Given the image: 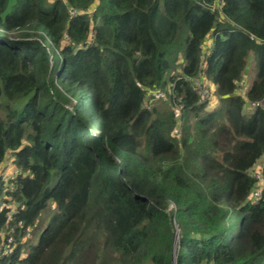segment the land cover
<instances>
[{"label": "trees", "instance_id": "16d2710c", "mask_svg": "<svg viewBox=\"0 0 264 264\" xmlns=\"http://www.w3.org/2000/svg\"><path fill=\"white\" fill-rule=\"evenodd\" d=\"M263 98L264 0H0V264H264Z\"/></svg>", "mask_w": 264, "mask_h": 264}, {"label": "rangeland", "instance_id": "374dc122", "mask_svg": "<svg viewBox=\"0 0 264 264\" xmlns=\"http://www.w3.org/2000/svg\"><path fill=\"white\" fill-rule=\"evenodd\" d=\"M250 63H248V66L246 67V71L245 74L241 80V86L239 87V93H242L241 87L243 89H245L247 86L250 85L252 79H253V70L251 69L252 63L251 60L249 61ZM210 86V90H208V95L206 91L202 92V96L203 98L209 101V108L217 106L218 105V99L216 97V95L214 94V87L212 85ZM199 87V86H198ZM156 94V93H155ZM157 97V96H156ZM158 100V98L155 99V101ZM177 108V107H175ZM245 110H249V108H245ZM87 129L89 130V127H87ZM92 131L95 132V129H93ZM264 165V155L262 157H260L258 159V161L256 162V164L254 165V167L251 170V173L256 176L259 177L258 182H257V187H259L262 183H264V180L261 179L260 175H259V169ZM11 166L9 165L8 168L4 171L3 175L4 176H9L11 177V175L13 174V169L11 170ZM10 170V172H8ZM259 189L257 188V192ZM254 196V194H253ZM50 210L51 208L48 209V211H45L44 213H42L40 215V217L38 218V221L35 225L34 228L30 229L29 231H27L26 237L25 238H30L31 240H33L34 238L37 237V235L39 234L40 230L43 228L46 219L48 218L49 214H50Z\"/></svg>", "mask_w": 264, "mask_h": 264}, {"label": "built area", "instance_id": "2783aa9c", "mask_svg": "<svg viewBox=\"0 0 264 264\" xmlns=\"http://www.w3.org/2000/svg\"><path fill=\"white\" fill-rule=\"evenodd\" d=\"M196 85H197V89L198 88H200V84H199V81L198 80H196ZM199 86V87H198ZM241 86V82H239V84H238V93H239V87ZM247 88H248V86L245 88V89H243L242 87H241V90H242V93H240V95L241 96H243L244 94H245V92H246V90H247ZM202 92L203 91H201V94H202ZM207 95H208V93H207ZM202 96V95H201ZM203 97V96H202ZM246 103H245V107H247V108H256V107H261V108H263L264 109V98L261 100V101H245ZM259 175H260V173H259ZM256 177V176H255ZM260 177H261V175H260ZM256 178H259V177H256ZM261 179L262 180H264L262 177H261ZM259 191V190H258ZM253 194H254V196H257L259 193L257 192V190H255L254 192H253ZM13 242V239H12V237H8V239H7V244L6 245H3V247H1L0 248V253H10L11 251H12V247L10 246V244Z\"/></svg>", "mask_w": 264, "mask_h": 264}, {"label": "water", "instance_id": "95a60500", "mask_svg": "<svg viewBox=\"0 0 264 264\" xmlns=\"http://www.w3.org/2000/svg\"><path fill=\"white\" fill-rule=\"evenodd\" d=\"M175 241H176V239H175ZM174 255H175V248L173 249V260H174ZM173 264H176L175 261L173 262Z\"/></svg>", "mask_w": 264, "mask_h": 264}]
</instances>
